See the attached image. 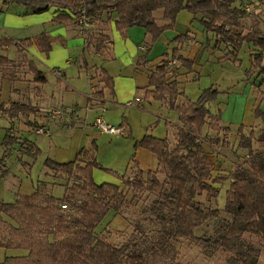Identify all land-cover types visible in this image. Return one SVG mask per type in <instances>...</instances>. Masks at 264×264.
<instances>
[{"label": "trees", "instance_id": "obj_1", "mask_svg": "<svg viewBox=\"0 0 264 264\" xmlns=\"http://www.w3.org/2000/svg\"><path fill=\"white\" fill-rule=\"evenodd\" d=\"M23 4L27 12L39 13L54 9L53 22L58 24L78 23L81 10H85L90 17V22L103 19V14L113 13L116 27L127 34V30L134 26L143 27L152 35L154 42L162 32L172 27L182 10H187L195 18H199L205 29L216 37L217 45H225L228 52L234 55L242 48L244 43H250L255 47L252 58L254 64L260 65L264 56V33L255 30L246 34L236 35L233 28L239 26V18L243 9L235 4L238 0H11ZM11 1L5 2L8 5ZM162 13L164 25L157 23V12ZM106 13V14H107ZM107 14V15H108ZM111 15V14H110ZM109 15V16H110ZM101 35H89L86 44L95 46L98 54L104 55L105 48L109 44L111 49V36L105 32ZM3 45L13 43L17 48L29 49L34 45L43 53L49 54L52 50L53 39L42 32L36 37L15 40L13 38L1 39ZM27 58V57H26ZM179 60L183 65L192 68L191 60L182 56L174 57V60L163 58L157 69L149 76L145 98L151 96L161 100L170 108L178 110L180 127L174 134L176 145L171 147V141L167 137H157L146 134L143 139L136 142V147H143L154 153L159 160L161 172L166 175L161 181L157 175L148 170L139 168L134 180L122 177L126 187L142 192L150 190L157 192L149 211V218H143L156 225L157 238L153 245L146 241V233L138 221L134 233L129 241L121 246L113 245L102 235L97 234L96 229L104 217L111 210L118 212L120 207L128 203L127 193L120 184H98L93 177V169L105 168L90 156L85 164H81L80 156L87 151L82 150L78 157L71 162L59 163L51 158L45 161L50 169H61L72 174L74 170L86 175V184L92 190V201L75 200L74 189L69 187L62 198H55L41 188V185L49 186L47 181H39L32 194H17L13 202L0 201V228L5 223V216L10 218V230L5 237L0 231V247L6 249H21L27 254L7 256L0 264H159L157 257L160 253L167 252L169 241L172 238H193L199 240L204 247L211 250L222 249L227 252L228 264H260V248L249 243L245 235L255 234L264 238V151L251 147L252 134L244 135V125L238 126L237 134L244 137L242 145L249 150L248 160L237 167L231 174V184L227 190V204L224 210L207 206L200 196L207 192L211 197H216L220 188L215 184L222 180L213 178V162L200 135L206 125L213 130L229 132L230 126L222 123L220 113L213 112L209 104L216 99L218 89L209 87L202 91L197 100H187L183 104L177 103L179 95H185L176 79H171L169 63ZM13 60L0 54V72L5 70L4 65L12 64ZM35 78L40 83L47 81L44 72L40 71L36 64L27 58ZM185 63V64H184ZM252 69L249 73L255 72ZM104 77L101 81L103 93L109 88L114 93V79L107 70L102 69ZM264 72V69L261 70ZM249 75V74H248ZM0 112L7 113L16 119L20 115L28 116L36 112V109L28 103L11 101L9 107L0 100ZM221 122L222 125H213L212 120ZM258 139L264 142V129ZM14 136L8 130L5 140V153L0 157V178L7 174L6 156L10 154L8 146L13 144ZM16 141V140H15ZM30 142V141H29ZM28 142V143H29ZM30 154L36 157L40 149L32 142L29 143ZM7 147V148H6ZM83 155V156H84ZM72 191V192H70ZM53 200L54 205H48L50 219L47 222L42 216L40 220L30 216L29 212L43 213L46 206L38 205L41 196ZM70 194V195H69ZM135 196V195H134ZM134 199V197L132 198ZM62 204L71 205L74 212L62 209ZM222 212L229 216L223 217ZM38 219V222L36 221ZM209 220L221 222V229L215 235L202 234L197 236L196 230ZM37 224V225H36ZM46 234V239L42 237Z\"/></svg>", "mask_w": 264, "mask_h": 264}, {"label": "rangeland", "instance_id": "obj_2", "mask_svg": "<svg viewBox=\"0 0 264 264\" xmlns=\"http://www.w3.org/2000/svg\"><path fill=\"white\" fill-rule=\"evenodd\" d=\"M9 6H4L0 3V54L10 57L12 64L4 65L5 70L0 72V100L7 103L9 107L10 102L15 95L19 101L32 104V100L36 96L42 95V85L46 95L51 98L52 94L57 102H60L61 95H65V101L72 102L75 98H79L77 94L73 93L64 83V75L62 70L66 71L68 80H82V88L88 89V75L96 74L95 78L98 82V88L104 86V73L102 69L107 70L109 74L115 76L117 73H129L134 70H141L145 72L142 78H148V73L151 71L149 65L157 64L163 58L174 60L176 56H182L192 62V68L200 71L195 74L191 73L192 69L183 65L179 60L169 63L168 77H180L183 80L184 94L192 100H197L202 91L209 87H216L218 93L216 99L212 101L209 106L213 112L220 113L223 124L230 126L229 132L223 130H213L208 125L203 129L200 135V141L204 143L207 153H209L213 162V178L222 180L215 185L220 188L216 197L208 196L207 192L200 196V199L209 207L214 209L224 210L227 204V190L232 182V172L246 163L249 150L241 143L244 142V137L239 136L236 131L238 126H244L243 131L245 136L252 134L251 147L255 150L264 151V142H261L258 137L264 129V56L260 65L254 64V58L251 53L255 47L250 43H244L237 55L229 53L225 45H217L216 37L213 33L208 32L199 18H193L191 24L183 19V16L178 18L172 27L166 28L154 41L157 46L154 50L142 52L138 50V45L148 44L145 41V33L147 31L140 26H134L127 30V34H123L115 24L114 15L104 13L103 19L93 21L91 28H84L78 23H72L78 30L68 29V25L58 24L53 22V9L39 12H27V8L17 2L11 1ZM237 7L243 9V14L239 18V26L233 28V32L246 34L249 31L259 30L264 33V0H238L235 4ZM108 15H107V14ZM160 13V12H159ZM111 14V15H110ZM110 15V16H109ZM161 14H157L160 16ZM112 21L114 23H112ZM165 21L159 22V24ZM112 24V28L110 27ZM110 27V34L115 41L113 55L109 56V44L105 48L104 55L96 52L95 46L86 44V39L89 35H101L102 32H108ZM134 29V32H130ZM139 29L143 32L139 34ZM46 32L53 39L52 50L50 55L41 53L34 45L29 49L17 48L13 43L3 45L1 42L3 38H13L15 40L32 38L38 36L40 33ZM193 32L196 39L193 41ZM204 33V38L201 36ZM128 38L127 42L126 39ZM198 40V42H196ZM196 42V43H195ZM153 43V41H152ZM129 48V49H127ZM254 49V50H253ZM33 61L35 59L38 67L48 77L45 84H41L35 78V74L31 66L27 63V58ZM140 59L142 60L141 62ZM131 60V63L127 62ZM149 64V65H148ZM185 64V63H184ZM255 72H249L254 69ZM60 68L61 73L58 75L55 70ZM62 69V70H61ZM157 69V66H156ZM152 73V72H151ZM197 74V75H196ZM249 74V75H248ZM197 79H195L196 76ZM63 78V79H62ZM86 79V81H85ZM172 79V78H171ZM103 89V88H102ZM110 92V93H109ZM108 97L113 95L109 90ZM94 94L102 96L99 90L92 93L89 98V104L93 101ZM143 93L142 95H144ZM179 95L177 103L183 104L187 97ZM145 98V97H144ZM86 97H83L84 103ZM145 104L151 112H157L158 116L154 121V132L159 137H167L171 141V147L176 145L175 133L180 127V119L178 110L166 106L161 100H157L148 96L145 98ZM87 100L82 105H60L53 108L73 107L77 106L79 116L82 122L85 121L87 115L86 104ZM100 103H97L98 105ZM89 105V107H90ZM251 105V106H250ZM165 106V110L161 108ZM145 107V106H144ZM36 112L30 113L28 116L20 115L13 120L7 113L0 112V157L4 156L5 146L4 140L8 130L14 136L13 144L8 146L9 155L6 156L7 174L0 178V201L13 202L16 199L17 192L19 194H32L39 181H47L49 186H42L46 192H50L55 198H62L64 192L69 187L74 189L75 200L80 204L82 201H92V190L87 187L86 175L83 172L74 170L72 174H68L61 169H50L45 165V161L50 156L51 152V136L54 135L52 128H50V135L37 134L36 129L41 125V121L48 123L47 111L40 110V107L35 106ZM5 116V117H3ZM99 116L97 111H91L86 120H89V126L94 131H100L94 128L93 123L96 117ZM107 117L111 119L114 114H108ZM38 118V119H37ZM106 120V119H105ZM167 120L170 121L167 126ZM59 124L61 122L55 121ZM107 123H110L106 120ZM171 122L176 124L174 134L171 130L168 131ZM213 125H222L221 122L212 120ZM64 125V124H63ZM115 125V124H113ZM74 126V125H73ZM117 127H122L116 124ZM64 127V126H63ZM49 128V125H48ZM66 128V127H65ZM68 128V126H67ZM108 134V133H107ZM110 134V133H109ZM54 138V136H53ZM16 140V141H15ZM34 143L40 152L36 157L30 154L29 143ZM29 142V143H28ZM98 147L97 140L92 145V149L96 150ZM101 156L108 158V152H103L101 149ZM84 155V154H83ZM81 154V164H85L90 157ZM150 158L149 164L157 167V156L148 153ZM148 156V157H149ZM114 158L107 159L111 162ZM98 161V160H97ZM148 164V163H145ZM148 166V165H147ZM152 168V167H151ZM148 171V167H145ZM4 169L1 168V172ZM125 171V165L122 167L121 174ZM139 168L134 165L130 172L125 175L126 179L134 180L137 176ZM147 171L143 175L147 178ZM157 177L164 181L166 175L161 172V167L152 171ZM113 175H119L113 173ZM121 188L127 193L128 203L120 207L117 211L111 210L104 217L102 222L98 225L96 232L105 237L108 242L116 246H121L130 240L135 231L138 221H143V218H149L150 207L157 197V192L144 190L141 193L131 187H126L123 181L120 183ZM72 192V191H70ZM41 196L38 200V205L46 206L42 209L43 213L29 212L30 216H34L40 220L42 216L48 222L50 219L49 211L52 209L48 205H54L51 198ZM70 195V194H69ZM135 195V196H134ZM134 197V199H132ZM62 209L68 212H74L71 205L66 206L62 204ZM223 217L229 218L224 212ZM38 219L36 220L38 222ZM10 223L13 221L5 216V223L0 228L3 236H7L10 230ZM37 225V224H36ZM141 225L146 233V241L149 246L153 245V241L158 239L156 225L143 221ZM221 229V222L216 220H209L196 230L197 236L202 234L215 235ZM42 237L46 239V234ZM246 240L260 248L261 254L259 263L264 264V238H260L252 233L245 235ZM17 250L21 249H6L0 247V261H4L8 255L17 254ZM24 254H27L25 251ZM227 252L219 250H211L203 246V244L193 238H172L169 241V247L166 253H160L156 258L159 264H228L226 260ZM151 263L153 264V261Z\"/></svg>", "mask_w": 264, "mask_h": 264}, {"label": "crops", "instance_id": "obj_3", "mask_svg": "<svg viewBox=\"0 0 264 264\" xmlns=\"http://www.w3.org/2000/svg\"><path fill=\"white\" fill-rule=\"evenodd\" d=\"M6 6V5H4ZM9 6V5H7ZM53 9V8H51ZM160 12V11H159ZM156 13L157 14H161L160 16H157L156 20L157 23L159 24V22H162L163 17H162V13L160 12ZM104 15V14H103ZM53 16H54V9H53ZM178 18H180L181 16H183V19H185L186 22L190 23L192 22L193 18H195L193 16V14H191L190 12H188L187 10H182L179 14H178ZM115 21V20H113ZM112 21V23H114ZM165 22L163 23L166 24L168 21L164 20ZM68 25V29L70 28V30H78L76 27H74L72 25V23L67 24ZM162 25V24H159ZM112 28V24L110 26ZM110 27H109V31L105 32L107 34H110ZM75 31V32H76ZM134 29H131L129 33L134 32ZM139 34H142V30L139 29ZM128 33V32H127ZM204 38V33L202 32L201 35ZM193 41L196 39L195 37V33L193 32ZM112 44H111V49L109 51V56L113 55V50H114V46H115V41L112 38ZM148 39V40H147ZM128 38L126 39L125 42H127ZM147 40V41H146ZM145 41L148 43L146 45H138V50L145 52L148 51L149 49H152V51L154 52L157 43L153 42L152 43V35L150 33H145ZM198 42V40L196 41ZM195 42V43H196ZM142 47V48H140ZM129 49V48H127ZM30 50V49H29ZM43 53V52H41ZM46 54V53H43ZM47 55H50L47 54ZM142 60L140 59L139 62H141ZM33 62L36 64L37 68L44 72V70L40 69L35 61V59L33 58ZM127 62L131 63V60H127ZM159 63L157 64H153V65H149L151 67V71L150 73H148V78H142V75L145 73L141 70V72L139 70H134L132 72L129 73H117L115 74V76H111L114 79V93L113 95L110 94V96L108 97V93L109 92V88H105L103 95H97L94 94L93 96V101L91 104H95V105H90L89 104V98L92 97V93L96 92V91H100L102 88H104V86L98 88V82L97 79L95 78L96 74L92 73L93 76L88 75V89L87 91H85L82 88V80H68L67 78V74L65 70H62V75H64V81L63 83L69 88L71 89L70 91H72L73 93L77 94L79 98H75L74 100H72V102H67L65 101V95H61L60 102H57L55 100L54 95L52 94V97L49 98L46 95V92L43 89V85H42V95L41 96H36V98H34L32 100V106L35 108V106L40 107V110L42 111H47V114L49 112V110L53 109V107H57L60 105H82L86 102L87 100V105H86V113L87 115L85 118V121L82 122V120L80 119V121L76 122L74 124L73 127H68L63 125V124H59L55 121H48L47 126L49 125V129L52 128L53 133H54V138L51 133V152H50V157L51 159H53L56 162L59 163H66V162H71L74 161L77 157H78V153L81 152L82 150L87 151L86 155H88V157L90 156H95L96 160H98V162L105 168V170L100 169V168H94L93 169V177L94 180L96 181V183L101 184V183H115V184H120L123 180L122 177H125V175H127L131 168L135 166H137L138 168L147 171V169H145V167H148V170H157L159 168V160L157 163V167H153L151 166L152 164H149V162H143V161H149L148 158H150V156L148 155V153L150 152L148 149L143 148V147H136V142L143 139V137L146 134H152L154 136L159 137L157 134H155L154 127V121L156 120V118H161L158 116L157 112L153 113L150 111V109H148L149 107H147V104H145V96H143L142 94L145 93L147 87H148V83H149V76L151 74V72L156 70V66H158ZM58 68H56L57 70ZM60 69V68H59ZM193 74H195V72H198V76H200V71L199 70H194V68H191ZM171 73V72H170ZM46 79L48 81V77L46 75V71L44 72ZM197 75V74H196ZM195 75V76H196ZM172 76V75H171ZM198 76L195 77V79L198 78ZM181 76L178 77H172V79H176L179 82V85L181 87V89L184 92V88H183V80H180ZM63 79V78H62ZM46 81V82H47ZM86 81V79H85ZM45 82V83H46ZM45 83H41V84H45ZM110 93V92H109ZM185 93V92H184ZM145 95V94H144ZM141 97L143 99V102L141 104V106L135 105V106H128L127 103L129 101H132L135 97ZM186 96V95H185ZM83 97H86V100L84 103H82L83 101ZM187 98H189L190 100H192L190 97L186 96ZM12 101H19L18 99H16L15 95L13 96ZM4 102V101H2ZM25 102V101H22ZM11 103V102H10ZM97 103H100L98 105H96ZM7 104V103H6ZM90 105V108L87 110V107ZM145 106V107H144ZM167 106V105H166ZM251 106V105H250ZM165 110V106H163L161 108V111ZM91 111H97L99 115H103L104 118L113 124H119L122 127L125 128V134L123 135H118V134H107V133H99L96 131H94V129L91 127V125L89 126V120L91 119H87L88 114ZM108 114H114V117L111 119L110 117H107ZM2 117V116H0ZM5 117V116H3ZM38 119V118H37ZM13 120H17V119H13ZM43 122V120L41 121V123ZM170 121L167 120V126L169 125ZM180 124V122H179ZM175 125L174 123L171 122V127L169 126L168 131H170L169 129L171 128L173 134H174V130H175ZM244 126H248L247 124H243ZM64 126V127H63ZM94 126V125H93ZM66 127V128H65ZM94 128H96L94 126ZM95 140H97V149L93 150L92 149V145L95 143ZM103 149V152H108L109 154H107V159H109V157L114 158L111 162H108L109 160H105V158H103L101 156V152ZM152 155H155L154 153L151 152ZM85 155V156H86ZM149 156V157H148ZM156 156V155H155ZM148 163V164H145ZM125 165V171L121 174L120 171H122V167ZM148 165V166H147ZM152 167V168H151ZM49 170V169H48ZM113 173H118L119 175H113ZM17 194H19L17 192ZM16 194V196H17ZM17 254H11V256H16V255H23L25 253L24 250H17L16 252ZM9 256V255H8ZM1 262V261H0Z\"/></svg>", "mask_w": 264, "mask_h": 264}, {"label": "built area", "instance_id": "obj_4", "mask_svg": "<svg viewBox=\"0 0 264 264\" xmlns=\"http://www.w3.org/2000/svg\"><path fill=\"white\" fill-rule=\"evenodd\" d=\"M11 0H0V3L4 5L5 2ZM78 24L84 28H91L92 23L90 22V17L87 15L85 10H81L78 16ZM142 48V47H140ZM174 61H171L173 63ZM55 72L59 75L61 73L60 69L55 70ZM143 99L139 96L135 97L132 101L127 103L128 106H141ZM90 107H87V110ZM48 119L52 121H58L63 123L65 126L73 127V125L80 121L79 110L77 106L73 107H61V108H53L48 112ZM93 125L101 132V133H110V134H125L124 127H117L113 124H109L106 122L103 115H99L96 117ZM37 134L40 135H50V129L47 126V123L42 122L41 125L36 129Z\"/></svg>", "mask_w": 264, "mask_h": 264}]
</instances>
